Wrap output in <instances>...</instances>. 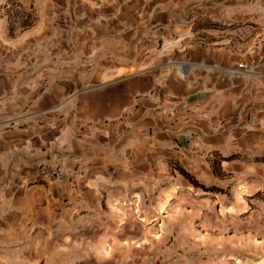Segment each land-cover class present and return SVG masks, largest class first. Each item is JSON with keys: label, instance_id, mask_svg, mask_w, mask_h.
Here are the masks:
<instances>
[{"label": "crops", "instance_id": "obj_1", "mask_svg": "<svg viewBox=\"0 0 264 264\" xmlns=\"http://www.w3.org/2000/svg\"><path fill=\"white\" fill-rule=\"evenodd\" d=\"M20 1L0 264H264V0Z\"/></svg>", "mask_w": 264, "mask_h": 264}, {"label": "trees", "instance_id": "obj_2", "mask_svg": "<svg viewBox=\"0 0 264 264\" xmlns=\"http://www.w3.org/2000/svg\"><path fill=\"white\" fill-rule=\"evenodd\" d=\"M12 3V7L6 11L8 24L10 28L13 29H23L30 26L33 22V13L31 10L25 9L20 0H8ZM178 170L183 174L193 185L201 187L207 191H215L225 193L228 192L224 188L217 187L215 185H205L201 183L193 174L184 169L183 167H178Z\"/></svg>", "mask_w": 264, "mask_h": 264}, {"label": "built area", "instance_id": "obj_3", "mask_svg": "<svg viewBox=\"0 0 264 264\" xmlns=\"http://www.w3.org/2000/svg\"><path fill=\"white\" fill-rule=\"evenodd\" d=\"M12 7V3L11 2H7L6 4H5V6H4V11H5V13H6V11L9 9V8H11ZM253 118H255V117H253ZM189 138L190 139H192V136H189ZM48 174L51 176V177H54L55 179H57V180H59V179H61L62 178V171H61V169H59V167H55V168H53V169H50L49 171H48Z\"/></svg>", "mask_w": 264, "mask_h": 264}, {"label": "rangeland", "instance_id": "obj_4", "mask_svg": "<svg viewBox=\"0 0 264 264\" xmlns=\"http://www.w3.org/2000/svg\"><path fill=\"white\" fill-rule=\"evenodd\" d=\"M258 197H260L264 200V191H259Z\"/></svg>", "mask_w": 264, "mask_h": 264}]
</instances>
